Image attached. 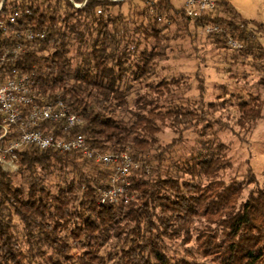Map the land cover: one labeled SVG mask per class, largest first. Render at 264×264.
I'll list each match as a JSON object with an SVG mask.
<instances>
[{
    "label": "trees",
    "instance_id": "16d2710c",
    "mask_svg": "<svg viewBox=\"0 0 264 264\" xmlns=\"http://www.w3.org/2000/svg\"><path fill=\"white\" fill-rule=\"evenodd\" d=\"M215 2L213 11L191 19L171 0H86L79 7L70 0H4L1 21L16 9L22 15L0 28V55L17 30L45 33L21 40L0 62L4 75L28 74L41 93L58 95L80 116L73 132L89 147L126 150L139 166L124 195L111 199L103 195L110 166L81 152L21 148L14 171L0 166V264H264V188L242 199L244 182H225L231 164L214 135L213 103L199 84L197 100L180 96L183 74L167 67L176 62L164 64L178 37L193 48L194 33L208 24L221 28L204 33L214 49H228L232 36L243 42L238 55L263 56L241 14L227 0ZM193 75L200 81L198 69ZM256 102L238 98L240 126L257 118ZM164 127L174 134L165 144ZM185 141L188 151L178 152ZM193 238L183 252L172 246Z\"/></svg>",
    "mask_w": 264,
    "mask_h": 264
},
{
    "label": "rangeland",
    "instance_id": "374dc122",
    "mask_svg": "<svg viewBox=\"0 0 264 264\" xmlns=\"http://www.w3.org/2000/svg\"><path fill=\"white\" fill-rule=\"evenodd\" d=\"M85 1L78 3L70 0L72 4L73 2L79 4L77 6L73 4L76 7L84 4ZM171 1L177 6L182 4V0ZM227 1L246 21V32H250L251 39L260 44L263 56L238 55L236 51L241 49H214L211 39L207 38L204 32L200 31L201 34H196L192 31L195 37L193 38V44H195L193 48L196 49L194 57L193 55L187 56L194 50L190 47L191 44H185L178 37L176 44L175 41H170L171 45L175 44V49L168 51L171 59L169 58V63L165 61L164 64L173 62L178 64L176 67L166 66L170 68L173 75L183 74L180 80L185 88L179 91L180 96H186L191 102L197 100L200 91L196 89V86L199 84L203 89L204 101L213 103L210 114L219 121L218 125H214L216 130L214 135L218 141L226 145V158L231 164L223 172V179L225 182L230 179L243 181L244 189L241 198L244 199L251 189L264 188V0ZM173 27L172 24V30ZM241 44L243 47L242 41ZM202 46L205 48V52L203 49L201 50ZM255 50L258 49L255 48ZM201 55H204L202 62L206 59V63L200 62ZM232 58L235 60L234 63ZM197 69L200 71V81H197L193 75ZM238 98L246 101L255 99L258 110L256 119L249 121L248 118H244L241 121L243 124L241 126L237 123L239 113L236 101ZM163 131L161 142L165 144L174 134L169 127H164ZM186 135L191 140L197 137L191 132ZM189 145L191 146L188 141H185L182 146L178 145V152H187ZM13 167L3 169L14 171L16 167ZM250 180L251 182L248 183ZM194 245V238L185 246H182L179 240L176 244L172 243V246L179 247L181 252L184 248H192Z\"/></svg>",
    "mask_w": 264,
    "mask_h": 264
},
{
    "label": "built area",
    "instance_id": "2783aa9c",
    "mask_svg": "<svg viewBox=\"0 0 264 264\" xmlns=\"http://www.w3.org/2000/svg\"><path fill=\"white\" fill-rule=\"evenodd\" d=\"M3 2L4 0H0V10ZM215 6V0H182V8L191 19L204 12L213 11ZM21 15V10H14L5 21L0 20V28L6 30V23L16 24ZM202 30L204 33L214 34L220 32L221 28L217 24H208L204 25ZM44 37L45 33L38 30L15 31L13 46L0 55V62H3L7 55L15 54L21 48V40L30 41ZM226 43L229 49L242 48L241 42L232 36L226 39ZM12 73L13 75H4L0 70V166L14 168L18 151L26 146L59 152H81L113 169L111 187L103 191V195L111 199L124 195L128 175L139 166L128 152L124 150L111 153L93 150L89 147L84 134L73 132L81 121L77 113L72 112L58 95L46 97L35 88L34 80L28 74L14 73V70ZM50 125H55L56 130L62 135L52 131Z\"/></svg>",
    "mask_w": 264,
    "mask_h": 264
}]
</instances>
